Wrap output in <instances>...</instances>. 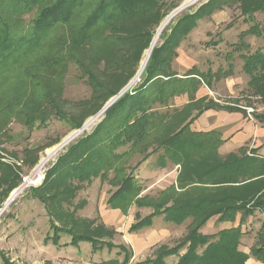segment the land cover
I'll use <instances>...</instances> for the list:
<instances>
[{
    "label": "rangeland",
    "instance_id": "obj_1",
    "mask_svg": "<svg viewBox=\"0 0 264 264\" xmlns=\"http://www.w3.org/2000/svg\"><path fill=\"white\" fill-rule=\"evenodd\" d=\"M5 1L8 0H0V5ZM187 1L165 0L162 7L164 17L143 52L135 77L121 93L130 86L125 94H133L144 84L146 69L134 81L146 51L164 20ZM260 1L199 0L177 14L155 47H163V56L170 59L171 65L166 70L177 75L171 81L190 77L199 84L196 100L203 90L206 96L200 99L205 98L207 103L212 101L227 105L225 107H240L257 116L264 99L250 86L241 55L264 52V12L255 11L253 20L247 12L256 9ZM5 3L1 7V17L11 24L13 33L28 35L29 23L36 10L20 16ZM191 17L194 18L191 31L178 33L179 23ZM254 25L260 27L261 36L251 32ZM164 37L166 40H162ZM242 43L246 48L241 46ZM101 51L99 48L96 55L99 60L105 55ZM24 59L0 66V163L3 165L0 170V264H123L128 254L131 255L129 264H133L130 248L111 249L108 243L125 241V233H182L178 239L157 249L154 255L178 247L196 219L190 217L182 224L169 222L164 211L170 207L198 204L203 200L216 202L229 195L246 204L264 201V177H260L261 172L257 169L261 168V163H252L238 171L234 168L236 161L248 157L250 151L221 157L209 148L192 152L190 157L179 162L169 158L163 148H158L166 135L182 127L185 122L180 123L181 118L188 121L187 114L180 116L174 112L186 106L175 104L177 98L186 94L176 96L166 105L154 104L152 109L155 112L174 115L167 121L169 123L163 124L134 149L130 145L119 148L116 153L124 154L120 158L112 157L105 162L97 157L98 164H91L94 170L89 178L80 179L72 174L68 164L82 161L84 151L79 143L94 133L104 121L106 111L124 95L117 100V96L110 99L94 116L83 119L87 112L94 110L90 105L93 93L84 74L76 65H71L56 92L65 116L47 110L45 125L37 120L32 128L28 127L24 121L9 114L11 105L15 110L23 109L12 100L17 97L26 100L31 93L22 72L24 67H29L30 60ZM232 68L233 77L218 80V74L222 76ZM192 115H196V111ZM34 117L41 118L37 114ZM91 119L96 120L83 130ZM79 123L82 125L77 128ZM75 132L80 134L64 145L65 139ZM74 148L77 151L73 155ZM53 151L55 154L50 155ZM250 153L256 156L253 151ZM146 155L148 159L143 161ZM223 165L229 170L224 171L220 167ZM129 177L134 181L133 190L119 196L117 192L122 182ZM28 180L32 183L27 184ZM21 188L24 190L6 207L12 194ZM157 209L163 214L155 217L150 227L131 231L135 224ZM241 213L236 214L235 220L230 216L217 222L214 220L213 231L221 232V224L228 223V230L241 229L240 242L244 241V246L257 247L264 236V230L261 232L264 223L258 216L242 213L244 221L241 225ZM251 217L253 220L249 221ZM208 222L201 233H206L207 225L212 226ZM73 237L91 238L98 244L73 242ZM198 251L201 253L202 249ZM187 252L188 246H184L177 255L181 258V254Z\"/></svg>",
    "mask_w": 264,
    "mask_h": 264
},
{
    "label": "trees",
    "instance_id": "obj_2",
    "mask_svg": "<svg viewBox=\"0 0 264 264\" xmlns=\"http://www.w3.org/2000/svg\"><path fill=\"white\" fill-rule=\"evenodd\" d=\"M5 2L20 16L36 10L34 18L29 23L28 35L13 33L11 24L0 15V66H8L10 61L18 62L20 58L30 60L29 67H24L22 72L31 93L26 100L23 97H15L12 102H17V105L23 106V109L18 111L11 105L9 114L32 128L37 120L42 125L46 124L47 110L57 116H65L56 92L71 65H76L84 74L93 93L90 105L94 110L87 112L83 119L94 116L110 99L118 96L138 71L143 52L149 47L155 29L164 17L162 7L165 0H8ZM5 2L0 5V13L1 7L6 5ZM255 8L247 11L252 20L255 11L264 12V0ZM193 20L194 18L191 17L181 21L177 32L191 31L194 27ZM251 32L261 36L260 27L257 25H254ZM162 40H166L165 37ZM241 46L246 48L245 43ZM99 48L100 51L102 50L101 53L105 52L100 60L96 56ZM163 52V47L153 49L145 71L144 84L133 94L129 92L124 94L106 111L104 121L98 125L94 133L79 143L84 151V157L79 164L74 161L68 164L72 174L80 179H88L94 170L91 164L95 166L98 162L95 160L97 157L100 156L105 162L110 161L112 157L120 158L124 154L116 153L119 148L130 145L131 149H134L146 138H150L153 132L163 127V124L169 123L167 122L169 118L174 116L155 112L152 106L158 103L166 105L176 96L185 94L189 97L190 103L174 112L180 116L187 114L189 119L186 121L187 119L181 118L180 123L183 120L185 122L182 127L166 135L158 148H163L169 158L179 162L183 158L190 157L192 152H201L209 148L218 152L223 144L221 134L192 132L191 125L204 112L215 108L245 114L246 112L238 107H223L212 101L207 103L205 98L196 100L198 82L191 80L189 77L191 74L188 75L189 78L171 81L177 75L166 70L171 63L168 56H163ZM241 58L244 61V72L250 78V86L264 99V52L242 54ZM194 75L199 78L202 76ZM233 76L232 68L222 76L218 74L217 78L221 80ZM194 111L196 115H192ZM36 114L41 118L34 117ZM256 119L264 123V115H257ZM81 125L79 123L76 127L80 128ZM76 151L74 148L72 154L74 155ZM147 159L148 155L143 161ZM257 162L255 158L243 157L236 161L234 168L237 171L243 170L252 163H259ZM2 166L0 163V170ZM260 166L264 167V161ZM220 167L224 171L229 170L226 165ZM133 184L132 177L125 179L117 194L121 196L132 191ZM260 196L261 194H258V197ZM262 208L264 201L246 204L232 195L216 202L203 200L198 204L170 207L164 211L167 221L182 224L190 217H194L196 221L181 245L171 250H161L155 260L138 264H166L165 259L177 255L184 246H188V252L177 264H246L251 257L264 264V236L261 237L259 245L252 248L248 255L239 250L240 239L243 236L240 228L223 230L213 236L200 232L215 216L220 215L221 220L230 216L235 220L238 212L249 216ZM160 210L157 209L152 215L139 221L131 231L150 227L152 220L163 214ZM263 230L264 226L261 232ZM77 241L98 244L91 238L73 237V242ZM108 246L111 249L115 248L112 243H108ZM118 248L125 250L123 246ZM199 249L203 250L201 254L198 253ZM130 258L131 255L128 254L123 264H129ZM102 264H115V262Z\"/></svg>",
    "mask_w": 264,
    "mask_h": 264
},
{
    "label": "crops",
    "instance_id": "obj_3",
    "mask_svg": "<svg viewBox=\"0 0 264 264\" xmlns=\"http://www.w3.org/2000/svg\"><path fill=\"white\" fill-rule=\"evenodd\" d=\"M198 95L197 99L205 97V93L203 90ZM211 100V99H210ZM215 102V101H214ZM190 103L189 97L187 95L181 96L176 99L175 104L177 106L182 107L188 105ZM220 106L222 105L219 102H215ZM240 108V107H238ZM243 111L245 109L240 108ZM258 115H264V104L259 105ZM192 132H219L222 136L223 144L219 147L218 153L221 157H229L235 155L239 152L253 151L256 156L251 155L248 152V157L255 158L259 163L264 161V123H261L256 119V116L250 115L248 113L243 112H231L222 108H215L211 110H207L204 112L192 125ZM261 168H257L260 170L261 178L264 177V167L259 166ZM259 177V178H260ZM261 193H259L260 195ZM258 216L261 221L264 223V208L256 210L251 216ZM243 215L241 213V221ZM221 219V216H215L211 218L208 222L206 233H202L204 235L213 236L218 233H214L215 229L214 220L216 222ZM252 217L249 221H252ZM213 222V223H212ZM211 226V227H210ZM221 231L228 230V223L221 224ZM182 233H125V241L113 244L115 248L123 246L125 250L128 248L131 249L133 253V264L143 263L148 260H155L157 256L154 255L155 251L162 246L167 245L170 241L178 239ZM244 241L241 242V247L239 250L245 254L250 255L252 248L246 247L243 245ZM203 250L201 251V253ZM200 253V254H201ZM186 253H182L183 257ZM132 260V259H131ZM180 260L178 255L171 256L165 259L166 264H177ZM246 264H263L257 259L251 257Z\"/></svg>",
    "mask_w": 264,
    "mask_h": 264
},
{
    "label": "bare ground",
    "instance_id": "obj_4",
    "mask_svg": "<svg viewBox=\"0 0 264 264\" xmlns=\"http://www.w3.org/2000/svg\"><path fill=\"white\" fill-rule=\"evenodd\" d=\"M199 0H188L187 2H185L181 7L180 9H178L176 12H174L173 14H171L169 17H167L164 22L162 23L161 27L159 28L153 42H152V45L150 47V49H148L144 55V58L141 62V67H140V70L138 72V75L137 77L135 78V81L136 82L140 77L141 75L143 74V72L145 71L148 63H149V60L151 58V54L153 52V49L157 46V44L159 43V40H160V36L162 34V32L165 30V28L169 25V23L172 21V19L179 13H181L182 11L186 10L187 8L191 7L192 5H194L195 3H197ZM96 119H91L90 121H88L84 127L83 130H86L88 129L94 122H95ZM80 133L79 132H75V133H72L71 135H69L66 139H65V142H64V145L70 143V141L74 140ZM58 151V150H56ZM55 154V151L53 152H50V155H53ZM47 161V160H45ZM28 183L27 184H31L32 181H27ZM24 190V188H21L19 190H17L15 193L12 194L11 196V199L9 200V203L6 205V207H8V205L10 204V201L13 200L14 198H16L20 193L21 191ZM2 214V211H0V216Z\"/></svg>",
    "mask_w": 264,
    "mask_h": 264
},
{
    "label": "water",
    "instance_id": "obj_5",
    "mask_svg": "<svg viewBox=\"0 0 264 264\" xmlns=\"http://www.w3.org/2000/svg\"><path fill=\"white\" fill-rule=\"evenodd\" d=\"M130 88V86L128 87V88H126L119 96H117L116 98H115V100H117L118 98H120L122 95H124L125 94V92L128 90ZM114 100V101H115ZM104 110H107V107L104 109Z\"/></svg>",
    "mask_w": 264,
    "mask_h": 264
},
{
    "label": "built area",
    "instance_id": "obj_6",
    "mask_svg": "<svg viewBox=\"0 0 264 264\" xmlns=\"http://www.w3.org/2000/svg\"><path fill=\"white\" fill-rule=\"evenodd\" d=\"M29 181V180H28ZM36 182H38L39 180L37 179V180H35Z\"/></svg>",
    "mask_w": 264,
    "mask_h": 264
}]
</instances>
